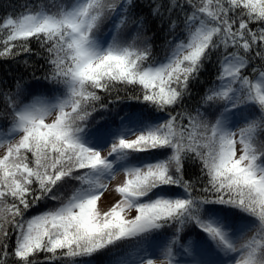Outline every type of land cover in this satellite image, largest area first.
I'll return each mask as SVG.
<instances>
[{"label":"snow or ice","instance_id":"6c2138e0","mask_svg":"<svg viewBox=\"0 0 264 264\" xmlns=\"http://www.w3.org/2000/svg\"><path fill=\"white\" fill-rule=\"evenodd\" d=\"M7 7L0 264H264V0Z\"/></svg>","mask_w":264,"mask_h":264},{"label":"trees","instance_id":"16d2710c","mask_svg":"<svg viewBox=\"0 0 264 264\" xmlns=\"http://www.w3.org/2000/svg\"><path fill=\"white\" fill-rule=\"evenodd\" d=\"M5 6L0 7V18H3L7 13L11 11L10 8L7 7L8 4L15 5L19 7L20 4L24 3L25 0H0ZM2 22V19H0ZM18 74L17 65L11 62L0 61V78H11V76ZM42 73H37V75H41ZM213 74H215V69H213ZM101 260L103 258H100Z\"/></svg>","mask_w":264,"mask_h":264}]
</instances>
